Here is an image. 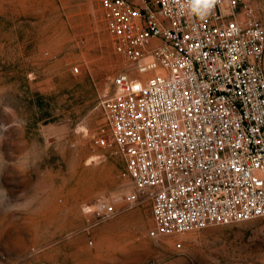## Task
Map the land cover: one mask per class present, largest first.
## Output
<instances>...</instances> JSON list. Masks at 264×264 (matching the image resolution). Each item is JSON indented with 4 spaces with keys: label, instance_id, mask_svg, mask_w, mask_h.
<instances>
[{
    "label": "rangeland",
    "instance_id": "1",
    "mask_svg": "<svg viewBox=\"0 0 264 264\" xmlns=\"http://www.w3.org/2000/svg\"><path fill=\"white\" fill-rule=\"evenodd\" d=\"M121 71L134 74L100 0H0V264H264V216L155 233L137 192L96 219V199L133 191L123 157L94 139Z\"/></svg>",
    "mask_w": 264,
    "mask_h": 264
},
{
    "label": "built area",
    "instance_id": "2",
    "mask_svg": "<svg viewBox=\"0 0 264 264\" xmlns=\"http://www.w3.org/2000/svg\"><path fill=\"white\" fill-rule=\"evenodd\" d=\"M203 2L100 0L134 74L112 77L108 135L94 139L123 157L133 191L120 206L96 199L98 221L135 205L137 192L151 200L155 233L264 216V24L252 0L192 9Z\"/></svg>",
    "mask_w": 264,
    "mask_h": 264
},
{
    "label": "crops",
    "instance_id": "3",
    "mask_svg": "<svg viewBox=\"0 0 264 264\" xmlns=\"http://www.w3.org/2000/svg\"><path fill=\"white\" fill-rule=\"evenodd\" d=\"M252 2L259 12L262 24H264V0H252Z\"/></svg>",
    "mask_w": 264,
    "mask_h": 264
},
{
    "label": "clouds",
    "instance_id": "4",
    "mask_svg": "<svg viewBox=\"0 0 264 264\" xmlns=\"http://www.w3.org/2000/svg\"><path fill=\"white\" fill-rule=\"evenodd\" d=\"M210 7H211V0H204L203 4L194 3L192 5L193 10H199L200 12H202L204 9L210 8Z\"/></svg>",
    "mask_w": 264,
    "mask_h": 264
}]
</instances>
